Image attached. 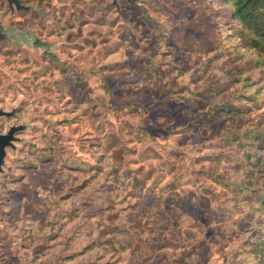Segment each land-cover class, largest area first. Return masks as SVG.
Masks as SVG:
<instances>
[{
  "label": "rangeland",
  "instance_id": "1",
  "mask_svg": "<svg viewBox=\"0 0 264 264\" xmlns=\"http://www.w3.org/2000/svg\"><path fill=\"white\" fill-rule=\"evenodd\" d=\"M20 1L0 9V264H257L264 53L228 5Z\"/></svg>",
  "mask_w": 264,
  "mask_h": 264
},
{
  "label": "trees",
  "instance_id": "2",
  "mask_svg": "<svg viewBox=\"0 0 264 264\" xmlns=\"http://www.w3.org/2000/svg\"><path fill=\"white\" fill-rule=\"evenodd\" d=\"M229 7L230 14L240 26L242 37L246 39V46L255 48L260 54L264 53V0H223ZM264 149V146H260ZM261 173L264 174V157L258 156L255 160ZM258 170V171H259ZM248 179V185L242 183L246 188L253 186L252 178ZM259 208L264 210V192H260ZM262 239H254L257 243H263ZM257 253L262 257L257 264L264 263V247Z\"/></svg>",
  "mask_w": 264,
  "mask_h": 264
},
{
  "label": "flooded vegetation",
  "instance_id": "3",
  "mask_svg": "<svg viewBox=\"0 0 264 264\" xmlns=\"http://www.w3.org/2000/svg\"><path fill=\"white\" fill-rule=\"evenodd\" d=\"M17 1V2H15ZM24 7L27 8V10H32L31 6H27L24 3H21L20 0H1L0 3V9L1 8H7L8 11L10 10H20V7ZM2 27V28H1ZM9 27V26H6ZM0 28L4 29L5 27L1 24L0 21ZM14 115V110H6V108H4V101L0 99V136H4V134L11 128V126L5 130H2V127L4 126V124L8 123L10 121V118Z\"/></svg>",
  "mask_w": 264,
  "mask_h": 264
},
{
  "label": "water",
  "instance_id": "4",
  "mask_svg": "<svg viewBox=\"0 0 264 264\" xmlns=\"http://www.w3.org/2000/svg\"><path fill=\"white\" fill-rule=\"evenodd\" d=\"M9 138H10V134L0 136V156L2 155V152H3L4 142H8Z\"/></svg>",
  "mask_w": 264,
  "mask_h": 264
}]
</instances>
